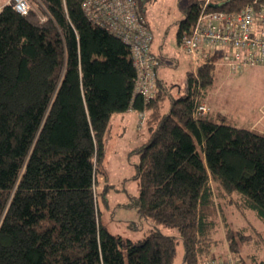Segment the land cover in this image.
<instances>
[{
    "label": "trees",
    "instance_id": "trees-1",
    "mask_svg": "<svg viewBox=\"0 0 264 264\" xmlns=\"http://www.w3.org/2000/svg\"><path fill=\"white\" fill-rule=\"evenodd\" d=\"M39 1L45 21L0 6V264H174L178 239L185 264H264V233L231 217L264 223V131L211 105L218 57L198 61L174 96L152 48L158 91L146 97L130 47L87 18L84 0ZM140 1L147 18L151 0ZM215 1L238 12L255 0ZM204 3L187 8L180 44ZM128 111L148 131L133 179L151 228L138 240L102 223L97 192L111 119Z\"/></svg>",
    "mask_w": 264,
    "mask_h": 264
},
{
    "label": "rangeland",
    "instance_id": "rangeland-1",
    "mask_svg": "<svg viewBox=\"0 0 264 264\" xmlns=\"http://www.w3.org/2000/svg\"><path fill=\"white\" fill-rule=\"evenodd\" d=\"M7 1L0 0V6L7 5ZM29 1L39 18L46 17L47 12L39 0ZM196 1L200 0H151L147 4V20L154 32L153 50L160 60L158 74L171 86L174 96L179 95V87L183 86L187 72L196 70L200 63L185 52L177 39L180 22L185 18L187 8ZM225 70V75L219 78L212 93L211 105L214 108L223 106L224 112H235L241 125L252 124L264 131V66L245 67L237 73L228 68ZM165 105L169 109V102ZM138 117L134 111L112 117L102 166L105 179H100L97 189L98 197L105 192L103 197L106 200L103 201L101 196L99 199L102 223L114 235L133 240L142 239L151 228V224L140 217L134 204V198L140 193L139 181L133 179L140 160L135 148L148 137L146 128L138 130ZM235 214L233 211L231 217L236 227L252 226L264 233V223L253 211H249L246 217ZM160 228L164 234L178 237L176 230L164 226ZM261 246L260 256L264 257V242ZM184 255V244L178 239L174 264H185ZM215 256L219 258L218 253Z\"/></svg>",
    "mask_w": 264,
    "mask_h": 264
},
{
    "label": "built area",
    "instance_id": "built-area-1",
    "mask_svg": "<svg viewBox=\"0 0 264 264\" xmlns=\"http://www.w3.org/2000/svg\"><path fill=\"white\" fill-rule=\"evenodd\" d=\"M140 3V0H84L83 10L92 23L107 28L130 47L137 68V92L153 97L158 91L155 72L158 60L152 51L154 35ZM6 4L22 15L33 8L29 0H8ZM221 4L205 1L191 32L182 38L185 52L201 62L207 55L217 56L218 64L232 73L245 67L264 66V2L255 0L238 12L218 9ZM41 19L45 21L47 17ZM199 110L205 111V106ZM204 264L239 263L207 260Z\"/></svg>",
    "mask_w": 264,
    "mask_h": 264
},
{
    "label": "bare ground",
    "instance_id": "bare-ground-1",
    "mask_svg": "<svg viewBox=\"0 0 264 264\" xmlns=\"http://www.w3.org/2000/svg\"><path fill=\"white\" fill-rule=\"evenodd\" d=\"M208 58V57H207Z\"/></svg>",
    "mask_w": 264,
    "mask_h": 264
}]
</instances>
